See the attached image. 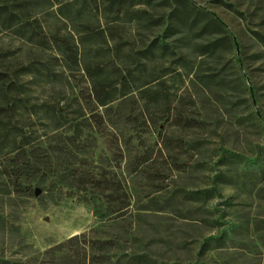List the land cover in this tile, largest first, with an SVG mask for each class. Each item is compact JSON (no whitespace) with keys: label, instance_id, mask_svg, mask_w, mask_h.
<instances>
[{"label":"rangeland","instance_id":"374dc122","mask_svg":"<svg viewBox=\"0 0 264 264\" xmlns=\"http://www.w3.org/2000/svg\"><path fill=\"white\" fill-rule=\"evenodd\" d=\"M111 1L0 0V264L82 233L114 264H264V0ZM97 63L104 136L72 113Z\"/></svg>","mask_w":264,"mask_h":264},{"label":"trees","instance_id":"16d2710c","mask_svg":"<svg viewBox=\"0 0 264 264\" xmlns=\"http://www.w3.org/2000/svg\"><path fill=\"white\" fill-rule=\"evenodd\" d=\"M127 1L130 0H112L111 2L124 4ZM107 7H109V4ZM51 29V26H48L47 31L50 33V38L47 39V49L52 50L54 53L53 58L58 60V56H60L61 60L65 61L67 57H71L73 55L76 59L77 53L67 54L63 50L64 47H66V43L60 42V39L52 32ZM150 47H153V45ZM92 69H96L97 72L94 76H90L94 77L93 80L98 82H90L88 87L89 96L83 103H80V101L75 99L77 109L73 110L72 113L77 114L88 111L89 118L93 120L94 127L97 132L100 136H104V133H106L109 129L112 130L115 125L118 124L119 119H121L124 115L123 105L121 102L116 105L114 104V101L116 100V98H114V91L116 88H114L113 82H105L103 76L100 78V72L101 70L105 71V68L97 63ZM101 79L102 82H99ZM3 80L4 75L0 73V84H3ZM125 85L126 83L124 82L121 84V87L126 88L127 86ZM15 86L17 87V85ZM127 93L128 92L124 91L121 93V96H125ZM49 111L53 112L54 110L49 109ZM50 117L54 120L55 113H51ZM130 121L135 122V119H130ZM111 142L113 146L117 143L114 139H112ZM139 159L141 163H146L149 160V157L144 154ZM127 205L128 204H125L123 208L127 207ZM115 249V244L111 240L93 239L82 233L70 236L66 240L50 247L46 251L50 254L47 264H114L110 253ZM138 257L141 258V256ZM137 263L142 264L145 262L141 259V261Z\"/></svg>","mask_w":264,"mask_h":264}]
</instances>
